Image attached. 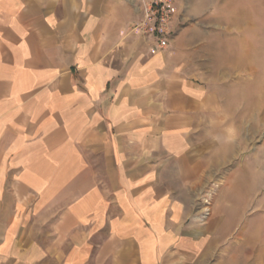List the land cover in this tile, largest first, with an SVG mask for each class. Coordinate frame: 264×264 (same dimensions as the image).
I'll return each instance as SVG.
<instances>
[{"label":"crops","instance_id":"obj_1","mask_svg":"<svg viewBox=\"0 0 264 264\" xmlns=\"http://www.w3.org/2000/svg\"><path fill=\"white\" fill-rule=\"evenodd\" d=\"M126 1L0 0V264H236L191 220L185 35L151 54Z\"/></svg>","mask_w":264,"mask_h":264},{"label":"rangeland","instance_id":"obj_2","mask_svg":"<svg viewBox=\"0 0 264 264\" xmlns=\"http://www.w3.org/2000/svg\"><path fill=\"white\" fill-rule=\"evenodd\" d=\"M199 2L180 6L177 26L189 53L180 69L203 97L191 220L226 228L236 264H264V0Z\"/></svg>","mask_w":264,"mask_h":264},{"label":"built area","instance_id":"obj_3","mask_svg":"<svg viewBox=\"0 0 264 264\" xmlns=\"http://www.w3.org/2000/svg\"><path fill=\"white\" fill-rule=\"evenodd\" d=\"M135 30L149 44L151 54L166 51L180 22V0H137Z\"/></svg>","mask_w":264,"mask_h":264}]
</instances>
